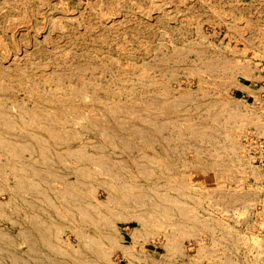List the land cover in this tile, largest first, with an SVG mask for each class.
<instances>
[{"label":"rangeland","instance_id":"1","mask_svg":"<svg viewBox=\"0 0 264 264\" xmlns=\"http://www.w3.org/2000/svg\"><path fill=\"white\" fill-rule=\"evenodd\" d=\"M0 264H264V0H0Z\"/></svg>","mask_w":264,"mask_h":264}]
</instances>
